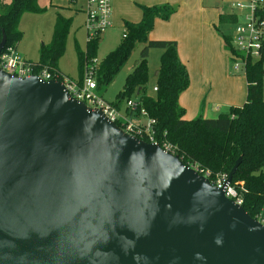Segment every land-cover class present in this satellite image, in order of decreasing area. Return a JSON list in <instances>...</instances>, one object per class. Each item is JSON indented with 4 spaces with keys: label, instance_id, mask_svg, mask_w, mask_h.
<instances>
[{
    "label": "water",
    "instance_id": "95a60500",
    "mask_svg": "<svg viewBox=\"0 0 264 264\" xmlns=\"http://www.w3.org/2000/svg\"><path fill=\"white\" fill-rule=\"evenodd\" d=\"M0 264H264V224L59 80L0 69Z\"/></svg>",
    "mask_w": 264,
    "mask_h": 264
},
{
    "label": "trees",
    "instance_id": "16d2710c",
    "mask_svg": "<svg viewBox=\"0 0 264 264\" xmlns=\"http://www.w3.org/2000/svg\"><path fill=\"white\" fill-rule=\"evenodd\" d=\"M38 0H10L0 4V41L5 37L3 50L15 48L21 37L19 18L25 11H38ZM255 7V13L264 16V4ZM139 22L123 21L124 33L117 46L109 51L94 67V79L98 89L106 88L116 77L128 59L135 44L142 48L132 70L126 75L122 88L112 102L117 108L122 99L134 95L138 108H143L148 117L155 119L151 128L156 139L167 141L175 149L184 164L207 169L211 174H227L235 161L240 163L232 176L231 185L241 192V206L252 218L259 215L264 219V99L262 95L263 56L256 61L237 54L229 44L231 37L222 35L226 46H230L236 56L244 59L246 97L243 104L229 106L226 112L214 117H206L201 109L191 119L185 118V110L178 103L179 95L189 85V74L177 56L174 40L149 39L155 18L167 20L175 12L169 3L140 6ZM234 13H221L219 23H236ZM68 19L56 13L53 36L48 44H43L37 62L28 61L33 68L45 67L58 71V58L64 48ZM88 36L85 50L77 49V64L83 67L95 58L97 37ZM151 48L162 49L155 91L145 90L148 81L147 56ZM81 77V75H80ZM159 143V142H158ZM161 144V143H159Z\"/></svg>",
    "mask_w": 264,
    "mask_h": 264
},
{
    "label": "rangeland",
    "instance_id": "374dc122",
    "mask_svg": "<svg viewBox=\"0 0 264 264\" xmlns=\"http://www.w3.org/2000/svg\"><path fill=\"white\" fill-rule=\"evenodd\" d=\"M9 2L10 0H0L1 5ZM166 2L175 7V12L167 20L155 18L148 38L171 39L177 44V56L185 63L189 73V85L179 95L181 106H185L183 97H186L187 107L184 109L187 111L185 113L192 114L189 117L194 118L201 106L204 110L209 109L214 102L222 100L224 97L216 92L219 86L226 88L233 83V90L246 92L244 59L236 56L230 46L225 45L222 35L231 37L229 44L234 46L235 27L237 24L246 22L245 15L251 13L249 7L251 0H169ZM237 3L247 6L239 8L235 6ZM37 5L42 9L40 12L25 11L19 18L18 28L21 37L14 48L15 53L21 60H38L41 46L48 44L52 39L56 13H59L69 22L64 48L57 65L63 74L77 81L80 77L77 49L85 50L88 35L84 25V0H38ZM110 9L109 25L95 36L98 42L95 63L117 46L124 33L123 21L137 23L141 17L139 6L134 3L129 4L127 1L118 9L114 0H110ZM220 13H234L237 18L236 23H219L218 14ZM141 48V44H135L111 84L97 90L104 100L108 102L116 100V94L122 88L126 75L132 70ZM161 52L160 48H151L148 51V81L145 88L148 94L153 93L154 72L158 68ZM262 56L264 58V53ZM259 58V55L253 54L250 60L256 61ZM262 70L264 72V60ZM262 95L264 99V76ZM133 98L134 95L129 97L130 100ZM126 101L127 99L124 98L120 102V112L125 111ZM191 107L196 108L195 112L194 109L191 112ZM136 118L140 122L145 121L142 115H137Z\"/></svg>",
    "mask_w": 264,
    "mask_h": 264
},
{
    "label": "built area",
    "instance_id": "2783aa9c",
    "mask_svg": "<svg viewBox=\"0 0 264 264\" xmlns=\"http://www.w3.org/2000/svg\"><path fill=\"white\" fill-rule=\"evenodd\" d=\"M263 4L264 0H251V4L249 5L251 13L245 15L246 22L244 24H237L235 27L234 46L232 47L237 54L243 55L244 58H251L253 54L261 57L264 53V16L255 13V7L260 6L263 8ZM235 6L244 8L247 5L237 3ZM83 11L85 13L84 25L88 31V36L98 34L109 25L110 0H84ZM95 65L94 59L87 63L82 69L81 77L77 81H74L58 71L52 72L45 67L33 68L28 61L21 60L12 47H8L0 53L1 70L18 78L35 75L43 81L51 79L59 80L71 97L82 101L91 109L100 110L109 121L113 122L124 132L143 141L157 143L163 150L175 154V149L171 144L155 138L151 128L152 124L155 123V119L148 117L143 108H138L137 99H128L125 111L120 112L119 108L112 102L104 100L97 93L98 88L94 79ZM155 90L156 87H153L152 91ZM137 115L146 117V121L138 122L135 118ZM186 165L207 178L211 185L223 188L224 195L227 198L233 200L236 204H242L241 192L237 191L231 184H226L227 174H211L207 169L198 168L191 164ZM255 219L264 224V219L260 215Z\"/></svg>",
    "mask_w": 264,
    "mask_h": 264
},
{
    "label": "crops",
    "instance_id": "0c3cea01",
    "mask_svg": "<svg viewBox=\"0 0 264 264\" xmlns=\"http://www.w3.org/2000/svg\"><path fill=\"white\" fill-rule=\"evenodd\" d=\"M125 1H127L129 4H131V3H134V4H137L138 6H139V8H140V6H151V5H155V4H160V3H167L166 1H169V0H114V3H115V6L119 9V8H121L123 5H125ZM165 1V2H164ZM140 12H141V10H140ZM221 14V13H220ZM218 16H219V14H218ZM141 18V17H140ZM124 21H128V20H124ZM130 22V21H129ZM149 39H164V40H171V39H166V38H149ZM38 60H35V61H32V62H37ZM181 61V60H180ZM182 62V61H181ZM184 65H185V63L184 62H182ZM185 67H186V65H185ZM186 69H187V71H188V68L186 67ZM58 70L62 73V71L59 69V67H58ZM78 71H79V68H78ZM156 71H157V69H156ZM63 74V73H62ZM189 74V73H188ZM65 75V74H64ZM79 75H81L80 74V71H79ZM80 78V77H79ZM245 84H246V81H245ZM229 87H226V88H223L222 86H219L217 89H216V92L218 93V94H220L221 96H223L224 98H222V100H217L216 102H214V104L211 106V107H209V109L207 108V109H203L202 108V106L200 107V109H201V111H202V114L204 115V116H206V117H214V116H216L217 114H219L220 112H226L227 111V109H228V107L229 106H239V105H241V104H243V102L245 101V97H246V95H245V90L244 91H242V90H240V91H235V90H233V83H230L229 85H228ZM246 86V85H245ZM184 92V91H183ZM186 97H183V105H185V106H181L180 104V106L181 107H183V108H185V107H187V104H186ZM178 103H179V98H178ZM228 106V107H227ZM220 107H222L224 110H220L221 108ZM193 109H194V107H191V112L193 111ZM200 109H198V111H197V113L199 112V110ZM226 109V110H225ZM185 110V109H184ZM195 110H196V108L194 109V112H195ZM187 111V110H186ZM185 111V112H186ZM189 112H190V110H189ZM193 112V113H194ZM196 113V114H197ZM192 115V114H191ZM191 115H188V114H186L185 113V118H187V119H191L189 116H191ZM136 118V117H135ZM145 118V121H146V117H144ZM136 120L138 121V122H140V120H138L137 118H136ZM144 120L143 121H141V122H145Z\"/></svg>",
    "mask_w": 264,
    "mask_h": 264
}]
</instances>
